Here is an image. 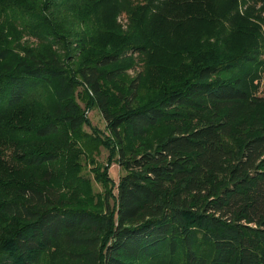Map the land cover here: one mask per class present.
<instances>
[{
	"label": "trees",
	"instance_id": "trees-1",
	"mask_svg": "<svg viewBox=\"0 0 264 264\" xmlns=\"http://www.w3.org/2000/svg\"><path fill=\"white\" fill-rule=\"evenodd\" d=\"M238 4L0 0V264H264L259 31ZM134 53L167 64L147 93ZM78 87L106 122L102 193Z\"/></svg>",
	"mask_w": 264,
	"mask_h": 264
},
{
	"label": "rangeland",
	"instance_id": "rangeland-1",
	"mask_svg": "<svg viewBox=\"0 0 264 264\" xmlns=\"http://www.w3.org/2000/svg\"><path fill=\"white\" fill-rule=\"evenodd\" d=\"M238 1V14L241 17L246 18L250 25L256 26L259 31L257 32L259 36V46L258 48H255L257 62L249 66L250 69L254 70L255 78H253L250 83L252 86H255L254 93L256 95L264 97V20L262 19V17H264V2L262 0ZM132 2L133 4H140L142 3V0H132ZM115 20L120 25V29L122 30V32H126L128 30L130 23L127 20L126 14L121 13V15H118ZM18 37L21 44L34 43L35 40L32 36L26 34L19 35ZM104 48H110V46L105 45ZM165 55L167 56V59H170L167 53L161 54L159 55V57ZM126 57H128V62L130 64L126 69V75L129 79L132 78L137 72L145 73V79L142 88L146 93V88L149 85H154L156 83L157 79H159V76L162 73L161 70L164 66L167 65L155 61V55L153 57L154 62L152 64L146 63L147 56L143 53H134ZM180 68L184 70L182 66ZM75 97L81 107L84 108L85 115L89 121V124L83 125L82 129L84 132L91 136V140L85 142V145L83 146V148L86 150L87 155L82 160V174L90 178L94 192L102 193V185L94 179L93 173L91 172L92 164L90 158L93 159L96 166H102L106 164L108 150L103 144H101V142L99 143L95 139V136L103 138L108 134L106 129V122L102 117L100 111L96 107L88 108L84 105L83 99L86 97V95L81 87L77 88ZM38 98L40 101H48L44 96L38 95ZM124 173L125 170L117 162L112 161L110 163L108 174L110 177H112L115 183L118 182L119 177ZM114 192L116 193V189H114ZM110 203H113L112 200H110Z\"/></svg>",
	"mask_w": 264,
	"mask_h": 264
}]
</instances>
